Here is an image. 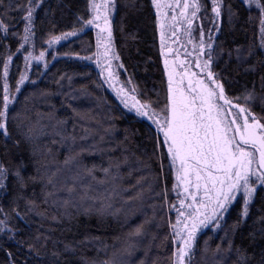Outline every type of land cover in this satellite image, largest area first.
<instances>
[{"label":"trees","instance_id":"1","mask_svg":"<svg viewBox=\"0 0 264 264\" xmlns=\"http://www.w3.org/2000/svg\"><path fill=\"white\" fill-rule=\"evenodd\" d=\"M27 4L28 0H0V19L9 28L7 35L0 32V96L3 94V58L9 52H16L22 42L12 33L22 35L25 12L19 10V6L26 8ZM115 4L113 44L123 65L120 74H126L131 80L141 102L155 101L159 92L160 105H163L165 82L159 31L151 0H115ZM222 4L220 31L215 35L214 71L220 73L230 98L242 97L254 89L255 99L247 106L258 118H264L261 107L264 91L260 82L264 67L259 63L264 60V49L260 47L259 11L254 7L249 10L241 0H222ZM229 5L236 14L231 20ZM82 14L88 18L87 0H43V6L36 10L35 16V49L43 48L52 36L79 28L77 16ZM26 48L25 45L24 50L13 56L9 67L11 87H15L21 72ZM249 49L254 55H249ZM94 50L95 38L91 30L62 42L56 58L48 61L43 72L34 69L21 87V93H17L18 102L14 103V111L10 114L17 119L9 124L13 138L6 140L0 135V164L8 170L0 195V221H4L6 229L13 230L0 232V264H50L54 259L53 251L61 252V264L111 261L113 253L124 247L128 233L134 232L146 219L150 223L144 225V234L131 237L130 242L137 248L131 257L124 255L125 264H140L141 261L144 264H170L173 245L169 221L174 223V218L169 211L173 191L166 151L163 148L154 154L157 148L155 126L149 131L151 122L126 110L111 93L98 69L78 59ZM253 66L255 71H250ZM240 103L245 104L243 98ZM85 128L89 130L87 133ZM85 136L86 139H81ZM161 151L165 157L163 173ZM125 156L127 164L122 163L119 172L112 168L105 176L102 169L117 159L123 162ZM66 158L68 164H65ZM93 166L95 170L89 175L86 169ZM16 171L25 179L23 188L13 175ZM138 179L141 183L133 187ZM70 187L75 189L71 194L68 192ZM165 187L167 204L162 196L156 195ZM86 190L90 198L81 200ZM138 192L143 193L139 199L136 198ZM65 200L69 201L67 205ZM102 201L111 207L101 210ZM239 210V204L233 206L225 229L236 221ZM54 216L56 220L52 219ZM261 217H264V200L257 197L245 222L234 235L230 233L234 250L227 256L226 264H235V247L246 249L251 264H259L264 257ZM224 234V230L214 233L210 228L199 234L193 264L221 261L225 254L216 253L215 249L217 244L227 247V241L220 239ZM38 235L50 237L39 256L29 251V244L39 247L44 243L43 240L35 241ZM166 236L169 237L167 242ZM86 240V243H77ZM205 240L208 241L206 250ZM53 241L71 243L76 251L64 252L63 244H53Z\"/></svg>","mask_w":264,"mask_h":264},{"label":"snow or ice","instance_id":"2","mask_svg":"<svg viewBox=\"0 0 264 264\" xmlns=\"http://www.w3.org/2000/svg\"><path fill=\"white\" fill-rule=\"evenodd\" d=\"M249 10L255 7L259 11L261 23V40L260 47L264 49V0H241ZM152 5L156 9V23L160 33V54L164 58V75L167 78V95L163 103V107H157L161 103V94L157 93L155 101L141 102L137 99L136 88L133 87L129 91L125 90V86L113 90L120 102L130 111L134 110L136 115L150 121L151 126H155L157 134V148L154 150L167 149V159L169 168L174 173L175 183L173 191L177 188H183V192L187 195L183 199H179V208L175 204L169 206V211L173 209L177 212L175 223L169 221V229L171 233V242L173 251L169 258L170 264H193L195 251L198 243V236L204 229H211L212 232L224 230V236L221 241H227V247L217 244L215 252L224 253L221 261L217 264H226V258L234 250V244L230 233L235 234L245 219L249 216L250 206H252L257 197L264 200V118H258L248 105L249 101L255 99L254 89L247 91L243 96L229 97L226 92L224 83L220 73L214 71L213 52L215 51V39L212 28L216 32L220 31V24L217 22L222 16L223 4L222 0H211L212 28L208 29L207 38L203 28V20L206 17H200L201 4L199 0H176L175 5L163 4L161 0H152ZM43 6V0H28L25 8L24 5L19 6V10L24 11L22 17L24 21L23 33L13 32V37H20L22 41L17 47L16 52H9L3 58V94L0 96V135L6 140H11L12 133L9 128L11 122L16 121L17 117L10 114L14 111V103L18 102L17 93H21V86L25 81L29 80L27 70L32 62L43 61L45 59V51H40L39 55L34 56L31 51L23 56L25 70L21 71L15 82V91L9 84V67L13 61V56L25 49V45H32L36 37V10ZM116 8L115 0H87V14L85 16L78 15L77 23L79 28L74 27L72 31L64 32L59 36H53L46 40L45 43L51 47L60 40H67L69 37H76L78 32H84L86 28L96 29V59L97 67L101 68V75L105 70L108 71L109 83L114 73L112 61L119 60L120 57L115 53L113 44V27L110 19L112 11ZM172 10L170 20L167 12L162 9ZM175 8H179V15L176 14ZM229 19L236 15L232 12V6H228ZM47 15V12L45 13ZM200 19L201 27L199 29V40L193 38L195 32L194 21ZM251 20V17H249ZM44 21L41 20V23ZM183 25V33L187 35L188 42L192 45V51L189 52L185 48L184 55L186 57H194L195 67L199 72L191 70L193 61L187 59L169 60V55L173 52V48L168 44V32L171 31L172 36L180 31ZM54 26V25H53ZM123 30V29H122ZM9 28L4 21L0 19V32L6 35ZM223 49H221V52ZM239 51V50H237ZM231 55V53H229ZM249 55H254L249 49ZM206 57V58H203ZM80 59H92V57H80ZM239 59V57H237ZM264 67V60L259 61ZM103 65V66H102ZM47 67V62H45ZM120 67H123L121 64ZM250 71H255L253 66ZM187 81V87L184 86ZM261 89L264 91V75L260 77ZM35 84V81H31ZM131 84V80L126 82ZM243 98L245 104H241ZM28 97H25L27 100ZM129 100L131 103H129ZM261 107L264 110V96L261 97ZM74 113L76 112L73 109ZM79 115V113H76ZM81 119H84L81 116ZM66 123V121H61ZM16 127H19L17 124ZM75 127V125H74ZM31 132L32 130L29 129ZM85 133L89 130L84 129ZM162 134V142L159 136ZM28 138V137H26ZM87 137H81L86 139ZM75 140V137H72ZM103 140V137H101ZM127 140V137H125ZM95 147V146H93ZM85 151L84 149L81 150ZM127 151V149H124ZM165 159L163 152L160 154L161 173L164 172L163 160ZM69 163V159H65V164ZM127 164V157L123 162L119 159L115 163H110L109 167L103 168L105 176L109 175L112 168L119 172L121 165ZM95 170L86 169L89 175ZM8 170L0 164V188H5L4 181L7 179ZM131 171L128 175L131 176ZM20 187H25V179L19 171L13 173ZM29 179H35L30 177ZM95 179V177H93ZM166 179V177H165ZM49 183H52L49 179ZM103 183V181H99ZM141 181H136V187ZM194 189V191H193ZM151 190V189H150ZM74 188H68L71 194ZM143 195L138 192L136 198L139 199ZM158 197H163L164 204L168 203V195L166 187L157 192ZM179 197V193H178ZM87 190L82 194L81 200L88 199ZM65 205L69 201H64ZM239 204L240 210L236 221L225 229L234 205ZM105 207L110 208L111 204L104 205L101 203V210ZM155 208V205H152ZM17 215L19 213L17 212ZM23 219V217H21ZM56 220V217H52ZM264 223V217L260 218ZM150 223L145 220L137 225L134 232L128 233V239L124 241V247L113 253L111 261H102L101 264H125L123 257L126 254L131 257L136 251L137 245L130 242L131 237L142 236L144 234V225ZM12 232V229H6L4 221H0V232ZM14 239L13 236L9 237ZM48 236L38 235L35 241L41 240L39 247L35 244H29V251L40 255V249L47 246ZM98 239V238H93ZM155 239V236L152 237ZM165 242L169 237H165ZM88 242L79 241L83 244ZM18 243H22L18 241ZM63 244L64 252H75L76 248L71 243L64 241H53V244ZM205 250L208 241L205 240ZM236 261L235 264H251L250 258L247 256V250L235 247ZM147 254V253H146ZM54 258L50 264H61V252L53 251ZM88 264V261H84ZM95 264V262H93ZM140 264H144L143 261ZM259 264H264V257L261 258Z\"/></svg>","mask_w":264,"mask_h":264},{"label":"rangeland","instance_id":"3","mask_svg":"<svg viewBox=\"0 0 264 264\" xmlns=\"http://www.w3.org/2000/svg\"><path fill=\"white\" fill-rule=\"evenodd\" d=\"M97 2L98 3L99 2H102V0H97ZM161 2L163 4H173V5H175L176 0H161ZM151 3H152V0H151ZM180 3L182 5L183 4V0H180ZM199 3L201 4V12L198 15L200 17H206L203 20V25L202 26H203L204 31H205V37L207 38L208 29L209 28H212L211 20H212L213 14L211 12V0H199ZM114 10L112 11V14H111V17H110L111 21L113 20ZM179 11H180L179 8H175V12H176L177 15H179ZM154 12L156 14V9L155 8H154ZM162 12H167L168 19L170 20L171 15H172V10L171 9L164 8V9H162ZM219 21H220V19L217 22L219 23ZM205 25H206V27H205ZM179 27H180V31H178L176 33V36L175 37L172 36L171 31L168 32V44H169V46L174 45V42L177 41V42H179L180 45L181 44L184 45V47L187 50H191L192 51V45L188 42L187 35H185L183 33V27L184 26L181 25ZM194 27H195V32L193 34V38L196 41H198L199 40V35H200L199 29L201 27V20L200 19H197V20L194 21ZM86 30H91L93 32V36L95 38V50H94L93 53H91L89 55L79 56L78 59H80V57H92V59H80V60L85 61V62L91 64L92 66H94V67H96L98 69V72H99L100 76L102 77L103 81L106 83V85L108 86V88H109V90L111 91L112 94H114L116 96L115 91L113 90V86L116 89H119L123 85V86H125V90L126 91H129V94L131 95L130 90L132 89V86H131L132 83L131 84H127L126 82L129 81L130 79L126 76V74H125V76H123L122 74H120L123 71L122 70L123 68L120 67V65H121L120 60H115L114 59L112 61V68L110 70L114 73V76H113V78H111V83L107 82V81H109L108 71L107 70L104 71L103 76L101 75V68L97 67V65L95 63V59H96V56H95V53H96V31L97 30L96 29H92L91 27L86 28L84 31H86ZM158 31H159V29H158ZM212 32H213V34L215 36L216 35L215 28H212ZM81 33H83V32H78V34H77L76 37H78ZM158 34H159V41H160V33L158 32ZM56 36H59V35H56ZM72 38H74V37H69L68 39H72ZM64 41H66V40H60L58 43L53 44L51 47H49L47 43H44L43 44V48H41V49H35V47H34L33 44L32 45H26L27 52L31 51L34 56L39 55V52L40 51H45V59L43 61H35L34 60L32 62V64H31L30 68L27 70V74H28L29 78H30V74L34 71V69L37 68L38 69L37 70L38 73H41V72H43L45 70V68H46L45 67V62H47V66H48V63H49L48 61H50L52 58H56V56H57V54H56L57 49L62 44V42H64ZM112 46L114 48V44H112ZM114 51L117 54L115 48H114ZM27 52H26V54H27ZM24 70H25V67H24V60H23V64H22L21 71H24ZM26 82L27 81H25V83ZM11 88H12L13 91H15V87H11ZM116 98H117V96H116ZM118 100L120 101V99H118ZM129 103H131L130 100H129ZM160 107H163V105L161 104L159 106V108ZM125 109L128 110V111H130L128 108H125ZM158 111H159V109H158ZM130 112L136 114L134 110H131ZM3 190H4V188H0V195L2 194ZM171 204H173V198H172ZM176 207L178 208V206H176ZM171 213L173 214V218H174L173 222L175 223L176 218H177V212H176L175 209H173L171 211ZM205 230H207V229H204L203 231H205Z\"/></svg>","mask_w":264,"mask_h":264},{"label":"flooded vegetation","instance_id":"4","mask_svg":"<svg viewBox=\"0 0 264 264\" xmlns=\"http://www.w3.org/2000/svg\"><path fill=\"white\" fill-rule=\"evenodd\" d=\"M171 47L173 48V52L169 55V60H174V59H187V60H190V61H193L192 63V66H191V70L192 71H195V72H199V69H197L195 67V63H194V57H186L184 55V52H185V47L184 45H180L179 42H174V45H171ZM189 52H191V50H187ZM160 58H161V62H162V68H163V77H164V82H165V99H166V95H167V78L166 76L164 75V65H163V57L161 56L160 54ZM203 58H206V57H203ZM185 87H187V81H185V84H184ZM159 139L160 141L162 142L163 140V136L162 134L159 136ZM165 151H166V154H167V149L164 148ZM169 163V161H168ZM171 171V170H170ZM171 175H172V191H173V185L175 183H177L175 181V177H174V173L171 171ZM194 191V189H193ZM178 193H179V197H178ZM187 194L183 192V188H177L176 191H173V204H175L176 206H178L179 208V199H183ZM238 204H236L237 206ZM235 206V205H234Z\"/></svg>","mask_w":264,"mask_h":264}]
</instances>
